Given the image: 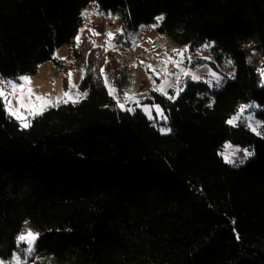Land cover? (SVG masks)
Returning <instances> with one entry per match:
<instances>
[{"label": "trees", "instance_id": "trees-1", "mask_svg": "<svg viewBox=\"0 0 264 264\" xmlns=\"http://www.w3.org/2000/svg\"><path fill=\"white\" fill-rule=\"evenodd\" d=\"M90 6L128 30L162 15L156 30L174 45L196 55L214 43L213 59L193 66L223 72L230 58L235 77L220 89L185 78L174 102L151 92L142 105L163 109L171 131L161 134L164 123L108 95L99 69L121 97L134 66L93 46L82 30ZM46 62L83 69L88 95L28 128L0 98V258L28 260L17 237L31 230L37 264H264V139L226 123L248 103L264 121V0H0V78L35 76ZM227 143L254 157L226 164Z\"/></svg>", "mask_w": 264, "mask_h": 264}, {"label": "rangeland", "instance_id": "rangeland-1", "mask_svg": "<svg viewBox=\"0 0 264 264\" xmlns=\"http://www.w3.org/2000/svg\"><path fill=\"white\" fill-rule=\"evenodd\" d=\"M98 12L99 11L96 6H90L83 12V17L85 18L86 24L82 30L89 29L91 33V30L100 33V35H94L95 45L104 49L108 47L106 43L107 33L112 32L115 35L116 39L112 42L115 45V48L109 49L108 51L118 53L124 65L134 66L133 79L130 87L126 91L129 93V95L135 96V100H138L140 102V106L142 105V101L145 100L151 94V92H153V80H155V86H159L163 83L162 73L160 75V78L157 79L156 75L150 69L146 68V65H152V67L156 69V72L160 73L161 68L163 67L160 61L167 60L169 55L176 58L175 54L172 52L173 49H188V51L185 53V56H191L192 61L191 63H189L187 59H185L183 66L193 71L195 74L199 75L202 78L200 82H203L204 80H211V77L208 75L209 70L215 71L219 75L224 77V80L221 82L222 86L228 79H233L235 77L234 63L232 65H228V59L225 60L223 72L217 71L209 63H207L213 59L211 53V49L214 47L213 42L207 43L213 45V47L208 49L201 47L200 50L196 53V55H194L189 51V46H176L169 40L168 37L160 35L156 30L157 27L153 28L150 26H141L137 30H128L125 29L121 24H119L117 17L112 16L111 18H103L100 15H97ZM121 29L124 30V35L120 34ZM68 51L69 49L67 47H62L56 52L55 58L66 59V57L68 56ZM202 57H210L209 60H206V64H204L207 65V67H201L202 65L193 66L194 62L198 61L199 59H202ZM141 61H143L144 63L141 64ZM168 67L171 69L172 66L169 65ZM69 73H71V78H69ZM69 73H60L56 69V66L53 62H46L40 66L39 72L35 76H25L30 78L31 83L25 84L23 90L17 88L15 93H13L11 87L3 83L5 80L1 78L0 89L5 92L7 99L11 101V107L13 109H18L21 114L26 115L28 122L30 123L31 119L33 118L32 115H29V112L31 110L39 109L42 106H46L47 101L55 103L58 99H66V97H64V93L66 91L73 96H75V94L80 91V85L83 80L81 79V77L83 76L84 78V71L74 69L71 70ZM231 73H234V76L230 78ZM105 75L108 78L109 84L115 87L109 75L107 73H105ZM150 76L152 77V79L149 78ZM14 82H16L17 84L21 83L20 81ZM73 85H75V87H73ZM222 86L217 88L213 85L211 88L220 89ZM29 89H31V94H29ZM170 90L171 89H166L168 94ZM115 96L116 101L117 99H119L121 103H124L123 96H119L118 90L116 91ZM37 97H40L42 99H37ZM2 99L5 103L4 98ZM68 103H71V101H69ZM252 104L257 105L256 103H248L244 104V106ZM142 106L144 107V105ZM126 107H131L134 109L138 106L134 101H129L126 103ZM51 108L54 107H47L46 110ZM257 111L258 107L247 108L244 113H240L238 111L237 114L234 116L241 117L242 121H245L246 123H252L253 126L256 125V122H260L262 125H264V121H262L256 116ZM152 115L153 117H156L155 112H152ZM248 116H252L253 120L243 119ZM156 121L164 123V127L162 128H166L167 122L165 123L163 119L157 118ZM259 130L264 132V127H261ZM229 145H231V148L228 147ZM235 148L248 149L242 146L227 143L223 150V157L228 155ZM253 157L254 154L248 157L247 159H243V152H237L235 156H233V160L236 162L230 165L237 167L243 166ZM241 159H243V163L239 162ZM17 255L18 254H16L15 256ZM33 258V253L30 255L28 254V260H24L21 258L20 264H25V262H27V264H37V262L42 263V260ZM0 260H3L5 264H16V261L14 259L6 261L0 258Z\"/></svg>", "mask_w": 264, "mask_h": 264}, {"label": "snow or ice", "instance_id": "snow-or-ice-1", "mask_svg": "<svg viewBox=\"0 0 264 264\" xmlns=\"http://www.w3.org/2000/svg\"><path fill=\"white\" fill-rule=\"evenodd\" d=\"M100 14L101 13H99V12L97 13V15H100ZM108 16H109V18H111L112 14L109 13ZM163 19H164V17L162 15L159 17H156L155 20L157 23L151 25L150 27H153V28L157 27L159 22L163 21ZM91 31H92L93 35H100V33L95 32L94 30H91ZM120 34L121 35L125 34L123 29L120 30ZM115 39H116V37L112 32L107 33L106 43H107L108 47L105 48V51H108L109 49L115 48V45L112 43L113 40H115ZM76 40H77V42H79L80 36H77ZM93 46L97 47V45H95V44ZM203 47L205 49H208V48L213 47V45L205 44ZM187 51H188L187 48L182 49V50L173 49L172 52L175 54L176 58L169 55L167 60L160 61V63L163 66L161 68L160 73H157L156 69L153 68L152 65H146V68L150 69L156 75L157 79L160 78L161 73L163 75V83L160 84L159 86H155V80H153V84H154L153 91L159 92L160 94L164 95L168 100L173 101V102L177 98H179L180 94L185 90L184 89L185 78H188V79H190L192 81H196V82H200L202 79L199 75L195 74L193 71H191L188 68L183 66L185 59H187V61L189 63H191V61H192L191 56H187V57L185 56V53ZM202 59L209 60L210 57H202ZM105 63H107L106 58H105ZM140 63L143 64L144 62L141 61ZM227 64L232 65L233 61L230 58H228ZM169 65L172 66L171 69L168 67ZM201 67L206 68L207 65H202ZM175 70H178V71H175ZM81 71H83V69ZM99 72H100V75L102 77H104V87L107 88L108 95L112 96L115 99L116 98L115 93H116L117 89L109 84L108 78L105 75L104 68H100ZM68 75H69V78H71V73H69ZM208 75L211 77V80H204L203 81L204 83L208 84L210 87H212L213 85L217 88L222 86L221 82L224 80L223 76H221L217 72L211 71V70H209ZM260 75H261V79L264 80V69L260 70ZM233 76H234V73H231L230 78ZM149 78L152 79L151 76ZM18 79L21 82L19 84H17L14 81H4L3 83L9 85L11 87L13 93H15L17 88H19L20 90H23L25 84L31 83L30 78H28V77H19ZM81 79H83V76L81 77ZM73 87H75V85H73ZM261 87H264V84H261ZM166 89H172L174 94L169 95L168 92L166 91ZM29 94H31V89H29ZM87 95H88V93L86 91H78L75 94V96L70 95V93L66 91L64 93V97H66V99H58L55 103H52L51 101H47L46 106H42L39 109L31 110L29 112V115H32L33 117L35 115H42L47 107H56L60 103L66 104L69 101H71V103H73V104L79 103L80 99L86 98ZM0 98H4V100H5L6 106L4 107V111L6 112V114L8 116H10L14 119H17L20 122L21 127H23V128L30 127V123L28 122L27 116L24 114H21L18 109H13L11 107V101L7 99V96L2 89H0ZM37 99H42V98L37 97ZM123 100H124V103H121L119 101V99H117V105L116 106L121 111H126L129 113L135 112V109H133L131 107H126V103L129 101H134L138 107L140 106V102L138 100H135V96L129 95V93L127 91L123 92ZM208 106L211 107V104H209ZM256 107H258V106L254 105V104L247 105V106L242 105L239 108V112L244 113L247 108H256ZM153 109L156 113V117H153V115H152ZM142 110H143L144 114L146 115V117L149 121L160 118V119H163L165 123L167 122L168 117L164 115L163 109H161V107L158 104L153 105L151 107L144 106ZM243 119L244 120H253V117L248 116V117L243 118ZM238 122H243L242 118L239 116H233L232 118H230L226 121V123L231 127H237ZM246 127L252 133H254L255 135L260 136L262 139H264V132L259 130L261 127H264V125H262L260 122H256L255 126H253L252 123H247ZM160 131H161V134H167L168 132L171 131V129L170 128H161ZM228 147L231 148V145H229ZM241 151L243 152V159H247L248 157L253 155V153L251 151H249L248 149L235 148L232 150V152H230L228 155L223 157L224 162L226 164H234L236 161L233 160V156H235V154L237 152H241ZM243 159H241L239 162L243 163ZM38 238H39V234L34 233L31 230H28L26 234H21L17 237V247H20L21 244H26L27 248L25 249V251L30 255L34 251L35 242L38 240ZM237 239H239V236H237ZM13 259L16 261V264H20V262H21L20 256H18V255L14 256ZM0 264H5V262L3 260H0ZM25 264H27V262H25Z\"/></svg>", "mask_w": 264, "mask_h": 264}, {"label": "crops", "instance_id": "crops-1", "mask_svg": "<svg viewBox=\"0 0 264 264\" xmlns=\"http://www.w3.org/2000/svg\"><path fill=\"white\" fill-rule=\"evenodd\" d=\"M141 106H142V105H141ZM141 106H140L139 108L143 109V106H142V107H141ZM144 106L151 107L150 105H144ZM152 112H155L154 109L152 110Z\"/></svg>", "mask_w": 264, "mask_h": 264}]
</instances>
